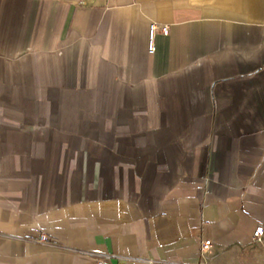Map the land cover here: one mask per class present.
<instances>
[{"label": "crops", "instance_id": "1", "mask_svg": "<svg viewBox=\"0 0 264 264\" xmlns=\"http://www.w3.org/2000/svg\"><path fill=\"white\" fill-rule=\"evenodd\" d=\"M259 226L264 0H0V264H264Z\"/></svg>", "mask_w": 264, "mask_h": 264}, {"label": "built area", "instance_id": "2", "mask_svg": "<svg viewBox=\"0 0 264 264\" xmlns=\"http://www.w3.org/2000/svg\"><path fill=\"white\" fill-rule=\"evenodd\" d=\"M169 27L166 25H160L156 23H152L149 26V38H148V52L150 54H153L155 52V38L158 34H162L163 36L169 35ZM263 236H264V228L263 226H259L256 231L254 232L253 240L255 243L259 244L263 242ZM47 236L42 235L41 241H47ZM211 247V242L206 241L202 243V249L207 250ZM95 264H102V261H96Z\"/></svg>", "mask_w": 264, "mask_h": 264}]
</instances>
